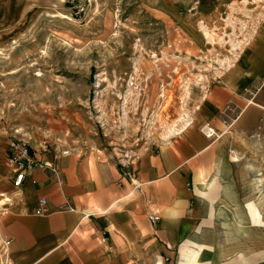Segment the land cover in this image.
<instances>
[{
    "label": "crops",
    "instance_id": "1",
    "mask_svg": "<svg viewBox=\"0 0 264 264\" xmlns=\"http://www.w3.org/2000/svg\"><path fill=\"white\" fill-rule=\"evenodd\" d=\"M31 2L0 0V27L18 24ZM217 2L222 30L213 37L207 23L210 41L192 60L199 70L181 75L191 102L168 108L152 147L122 158L31 142L46 166L20 188L5 162L0 237L12 240V264H264V6ZM205 123L217 138L201 133Z\"/></svg>",
    "mask_w": 264,
    "mask_h": 264
},
{
    "label": "rangeland",
    "instance_id": "2",
    "mask_svg": "<svg viewBox=\"0 0 264 264\" xmlns=\"http://www.w3.org/2000/svg\"><path fill=\"white\" fill-rule=\"evenodd\" d=\"M217 4L32 0L18 24L0 27V184L17 138L122 158L162 139L168 108L191 102L181 75L198 72L207 23L213 37L222 30ZM164 88L173 91L159 96Z\"/></svg>",
    "mask_w": 264,
    "mask_h": 264
},
{
    "label": "built area",
    "instance_id": "3",
    "mask_svg": "<svg viewBox=\"0 0 264 264\" xmlns=\"http://www.w3.org/2000/svg\"><path fill=\"white\" fill-rule=\"evenodd\" d=\"M201 133L209 139H214L219 136L218 131L211 123H205L201 127ZM63 154H69L64 151ZM8 161L14 174V186L20 188L26 178L28 171L36 168L43 167L46 164L36 161L31 154L30 143L22 138H17L9 144ZM47 200L42 198L39 207L35 210V214L41 216L45 213ZM149 220L152 223H157L160 220L158 213L149 214ZM12 245L11 239L0 237V264H12L10 258V248Z\"/></svg>",
    "mask_w": 264,
    "mask_h": 264
}]
</instances>
